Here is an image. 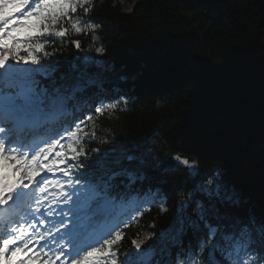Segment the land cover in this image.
Instances as JSON below:
<instances>
[{
    "label": "snow or ice",
    "instance_id": "1",
    "mask_svg": "<svg viewBox=\"0 0 264 264\" xmlns=\"http://www.w3.org/2000/svg\"><path fill=\"white\" fill-rule=\"evenodd\" d=\"M93 7V0H0V264H160V254L172 255V229L177 235L185 232L189 199L196 217L188 226L195 229L196 243L181 247L171 264H264V217L230 211L240 200L219 172L193 186L178 206L174 225L154 243H146L151 235L134 239L121 259L123 229L136 216L113 218L127 195L121 189L131 191L147 178L148 158L113 144L90 159L83 147L87 122L119 108L104 97L92 105L80 103L91 89L94 95L106 92L111 68L103 60L85 57L83 66L73 63L59 76V61L42 63L58 51L47 48L65 42L70 33L100 40L89 15ZM71 43L80 49L79 39ZM94 51L102 56L105 48ZM92 65L95 71L89 70ZM78 110L80 116L65 119ZM126 110L127 101L120 111ZM174 160L186 167L189 178L200 175L198 161L179 155ZM46 173L66 179L51 180Z\"/></svg>",
    "mask_w": 264,
    "mask_h": 264
},
{
    "label": "trees",
    "instance_id": "2",
    "mask_svg": "<svg viewBox=\"0 0 264 264\" xmlns=\"http://www.w3.org/2000/svg\"><path fill=\"white\" fill-rule=\"evenodd\" d=\"M127 1L93 0L99 41L74 35L48 47L58 50L48 58L59 61L57 76L88 56L121 80L114 88L127 110L120 111L124 101L101 117L88 149L106 141L107 151L116 144L158 166L155 182L142 186L158 190L156 207L141 218L151 232L169 225L182 197L217 172L238 194L230 211L264 217V0H134L124 11ZM100 45L102 56L94 51ZM175 154L195 157L200 175L189 178ZM188 205L186 225L194 215Z\"/></svg>",
    "mask_w": 264,
    "mask_h": 264
},
{
    "label": "rangeland",
    "instance_id": "3",
    "mask_svg": "<svg viewBox=\"0 0 264 264\" xmlns=\"http://www.w3.org/2000/svg\"><path fill=\"white\" fill-rule=\"evenodd\" d=\"M133 1H134V0H128V1L126 2V5H125V7H124V11H129V10L131 9L132 4H133ZM263 63H264V58H263Z\"/></svg>",
    "mask_w": 264,
    "mask_h": 264
},
{
    "label": "water",
    "instance_id": "4",
    "mask_svg": "<svg viewBox=\"0 0 264 264\" xmlns=\"http://www.w3.org/2000/svg\"><path fill=\"white\" fill-rule=\"evenodd\" d=\"M262 44H263V50H264V40H263Z\"/></svg>",
    "mask_w": 264,
    "mask_h": 264
},
{
    "label": "bare ground",
    "instance_id": "5",
    "mask_svg": "<svg viewBox=\"0 0 264 264\" xmlns=\"http://www.w3.org/2000/svg\"><path fill=\"white\" fill-rule=\"evenodd\" d=\"M264 40V39H263ZM263 42V41H262ZM262 47H263V44H262Z\"/></svg>",
    "mask_w": 264,
    "mask_h": 264
}]
</instances>
